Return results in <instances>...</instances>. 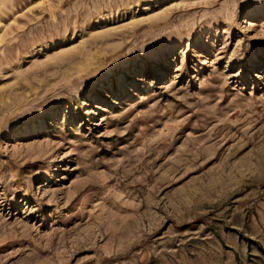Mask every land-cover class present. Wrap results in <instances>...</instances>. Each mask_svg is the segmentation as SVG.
<instances>
[{
	"label": "rangeland",
	"instance_id": "374dc122",
	"mask_svg": "<svg viewBox=\"0 0 264 264\" xmlns=\"http://www.w3.org/2000/svg\"><path fill=\"white\" fill-rule=\"evenodd\" d=\"M0 264H264V0H0Z\"/></svg>",
	"mask_w": 264,
	"mask_h": 264
}]
</instances>
